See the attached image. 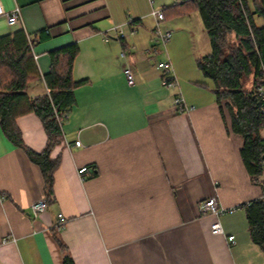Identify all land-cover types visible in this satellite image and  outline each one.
<instances>
[{
  "label": "crops",
  "instance_id": "crops-1",
  "mask_svg": "<svg viewBox=\"0 0 264 264\" xmlns=\"http://www.w3.org/2000/svg\"><path fill=\"white\" fill-rule=\"evenodd\" d=\"M177 3L0 0V39L23 30L32 42L41 78L29 84V96L48 94L50 52L73 43L80 49L73 78L86 81L75 89L63 140L51 151V159L60 160L54 201L39 216L32 205L46 198L42 170L0 125V264H64L59 240L74 264H264L240 208L263 195L264 173L254 182L242 155L244 139L232 131L211 80L197 66L194 29L201 57L211 51L200 14L178 15ZM17 7L20 22L10 25L7 16ZM156 7H169L175 89L162 85L157 63L165 58L153 52L150 11ZM255 20L264 26V18ZM114 26L127 37L119 39ZM127 65L134 85L127 82ZM178 93L190 107L186 113L173 110ZM16 123L25 145L42 152L48 137L41 119L29 113ZM78 138L84 147L74 146ZM82 167L91 173L81 176ZM212 195L228 210L219 217L199 212ZM59 213L67 220L62 230ZM216 221L225 235L212 233Z\"/></svg>",
  "mask_w": 264,
  "mask_h": 264
},
{
  "label": "trees",
  "instance_id": "trees-1",
  "mask_svg": "<svg viewBox=\"0 0 264 264\" xmlns=\"http://www.w3.org/2000/svg\"><path fill=\"white\" fill-rule=\"evenodd\" d=\"M177 1L182 8L178 15L197 12L201 16L211 51L197 59V66L211 80L221 108L231 118L232 131L243 137L244 162L254 182H258L264 173V102L255 89L264 83V26H258L255 17L264 18V0H253L252 5L248 0ZM31 46L23 30L14 37L0 39V125L5 136L41 168L46 199L52 203L54 174L60 160H52L51 151L63 140L62 122L76 104L74 91L86 81L73 78L80 51L73 43L50 52L51 69L44 76L49 92L32 98L28 86L41 75ZM29 113L41 119L47 133L46 147L40 153L25 145L16 123L19 116ZM262 187L259 199L240 208L246 211L253 242L264 251V184ZM59 245L63 263L74 264L60 240Z\"/></svg>",
  "mask_w": 264,
  "mask_h": 264
},
{
  "label": "built area",
  "instance_id": "built-area-1",
  "mask_svg": "<svg viewBox=\"0 0 264 264\" xmlns=\"http://www.w3.org/2000/svg\"><path fill=\"white\" fill-rule=\"evenodd\" d=\"M151 16L155 19V27L153 29V35L156 42V45L153 47V52L162 53L166 55V58L159 61L157 63V69H159L162 73V85L168 89H175L179 86V81L175 75L174 67L171 59L168 55L167 45L172 38L173 31L170 28H167L165 25V10L164 8L155 9L152 8L150 11ZM21 14L20 9L17 7L15 10L10 12L7 16L8 23L10 25H16L20 22ZM112 31L117 35L119 39H125L127 37V33L120 27L114 26L112 27ZM105 39L109 40L110 36L105 35ZM159 47V48H157ZM121 55L126 57V51H122ZM127 82L129 85L135 84V78L133 71L129 65L125 67L124 70ZM256 94L264 102V83L257 85ZM173 110L176 113H186L190 110V107L187 106L185 100L183 99L181 93H178L174 96L173 99ZM262 112H264V106L262 108ZM74 146L76 147H84L79 138L75 141ZM79 174L82 176L85 173H91V170L87 167H82L78 170ZM48 209L47 199L41 198L35 201L32 205V212L35 216H39ZM228 210L222 207L219 203V200L216 195H212L208 199L202 201L199 205V212L201 215H213L219 217L220 215L226 213ZM67 220L62 213L58 214L57 227L62 230L65 228ZM211 231L214 235L226 234L222 224L220 221H216L212 224ZM227 239L229 242H234L233 235H227Z\"/></svg>",
  "mask_w": 264,
  "mask_h": 264
},
{
  "label": "rangeland",
  "instance_id": "rangeland-1",
  "mask_svg": "<svg viewBox=\"0 0 264 264\" xmlns=\"http://www.w3.org/2000/svg\"><path fill=\"white\" fill-rule=\"evenodd\" d=\"M252 1L253 0H248V2H249V4L250 5H252ZM156 5H158V4H156ZM159 6V5H158ZM168 9H169V7H167ZM156 9H158L157 7H156ZM160 9V8H159ZM257 18V16L255 17V19ZM167 26V25H166ZM167 28H169L168 26H167ZM171 29V28H170ZM172 30V29H171ZM194 32H196V35H195V49H194V54L196 55V56H199V57H201V55L203 54V46H202V44H201V42H200V34H199V32L196 30V29H194ZM230 38H231V41H233V38L230 36ZM167 50H168V54H169V48H168V46H167ZM163 56H164V58H166V55H164V54H162ZM161 56V55H160ZM163 56H161L160 58H163ZM170 58V57H169ZM171 59V58H170ZM172 61V60H171Z\"/></svg>",
  "mask_w": 264,
  "mask_h": 264
}]
</instances>
